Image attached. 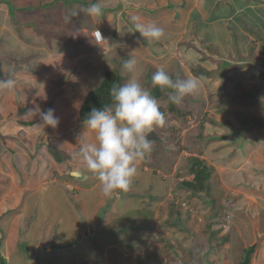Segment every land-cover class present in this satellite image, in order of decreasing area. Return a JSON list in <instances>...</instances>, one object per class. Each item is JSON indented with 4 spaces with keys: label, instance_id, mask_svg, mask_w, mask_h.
<instances>
[{
    "label": "crops",
    "instance_id": "obj_1",
    "mask_svg": "<svg viewBox=\"0 0 264 264\" xmlns=\"http://www.w3.org/2000/svg\"><path fill=\"white\" fill-rule=\"evenodd\" d=\"M3 1L0 79H12L14 87L0 89V257L8 261L19 255L23 233L32 227L34 207L40 213L38 222L56 210L64 216V212L77 207L85 210L91 221L97 216L100 220V210L110 209L111 214L120 211L123 215L122 207L128 204L123 192L105 197L100 182H94L96 178L73 154L79 150L77 138L85 131L80 112L86 98L100 88L107 70L116 71L118 65L123 66V58H134L149 91L155 88L151 77L160 68L173 79H199L200 94L184 98L191 107L187 110L184 104L174 106L188 112V123H181L182 132L188 133L187 124H203L204 136L220 142L221 157L232 161L228 167L236 168L239 179L235 182H241L243 188L227 190L222 206L224 214L232 215L234 263L240 264L244 249L254 247L251 264H264V216L260 217L264 214V126L257 122L264 120V76L260 67H255L256 63L264 66L259 56L264 51V0H136L124 6V0H100L103 15L98 17L88 16L85 11L97 0H8L9 6L19 4L14 8L16 12H10ZM72 10L80 14L66 21L65 16ZM133 16L140 22L155 23L164 30V36L148 43L135 32ZM96 29L104 36L102 45L92 37ZM171 49L178 51L175 58L169 56ZM228 60L234 61V67L225 66ZM124 75L128 79L127 71ZM157 98L159 102L168 95ZM190 98L202 100L192 102ZM169 102L160 105L166 116L174 111ZM37 107L42 111L54 109L60 120L56 129L65 128L70 133L48 140L50 131L56 130L42 126L39 117L31 113ZM205 116L210 120L198 121ZM173 122L179 125L177 119ZM214 122L218 128H214ZM88 137L93 139L91 134ZM209 140L205 149L212 148ZM152 141L155 149L156 142ZM150 157L146 158L150 162L160 158ZM144 161L139 162L138 170ZM78 169L82 182L79 179L77 186L72 180L71 186L63 187L67 192L63 193L59 180L70 179L66 175L73 176V170ZM224 180L220 178L228 187ZM254 184L257 189L250 193ZM215 188L212 181V190ZM214 199V205L210 199L205 202L210 215L218 203ZM27 219L30 222L25 223ZM68 234L65 231L64 236ZM28 238L25 241L36 248L44 244L37 235ZM260 239L263 245L257 249L255 243ZM38 258L39 264L65 262L49 247Z\"/></svg>",
    "mask_w": 264,
    "mask_h": 264
},
{
    "label": "rangeland",
    "instance_id": "obj_2",
    "mask_svg": "<svg viewBox=\"0 0 264 264\" xmlns=\"http://www.w3.org/2000/svg\"><path fill=\"white\" fill-rule=\"evenodd\" d=\"M129 1L134 2L136 0H124L123 6L127 5ZM3 2L6 7H10V12H16L14 8L19 5L18 3H11L9 6L10 2L6 3L8 0ZM19 8L25 9V7ZM36 17L41 18L37 14ZM78 18L76 19L77 21H79ZM86 20L84 18V21ZM261 43L263 42L261 41ZM174 50L171 49L169 52V56L172 58H175V54L178 52ZM260 55L264 59V51H261ZM126 60L123 58L122 65ZM260 60L262 59L260 58ZM228 61L230 62L229 64ZM228 61L225 62V66H228V68L234 67V61ZM255 67L262 69V66H258V63L255 64ZM121 68L122 66L118 65L116 68L118 71L110 69L107 72L118 73L121 79L120 84H123L127 78L124 75L126 70ZM129 75L128 73V79L130 78ZM59 85L61 86L62 84ZM198 93L200 94V91ZM189 100L192 102L196 100L195 102H197V100L201 101L202 98H190ZM159 102L162 106L170 103L165 98L160 99ZM183 104L187 106V110L191 107L190 102L188 105L185 104V100L180 106H184ZM174 106L175 104H172L173 108ZM214 113L215 111L212 114ZM170 115L166 116L168 119L166 118V124L163 127L155 129L154 133L158 140H155V149L152 148L150 154L147 155V157L151 155V159L153 157L155 159L156 155H158L160 160L157 159L155 162H150L146 157L129 190L122 193L124 194L123 198L127 197L129 204V206L127 204L122 207L123 215L120 211H114L112 215V211L107 209L103 213L105 215L103 221L98 220V216L96 219L92 216L94 220L91 221L89 214L84 209L82 211L77 207L76 210L64 212V216L62 214L59 215L56 210L53 215H49V217L44 215L43 217L45 218L42 217L38 222L37 216L40 213L34 207V211L31 212L33 218L32 227L29 230L30 233L27 228L23 233L24 238L22 243H20L19 255L13 260L6 261L4 259V262L6 264H39L40 260L38 257L49 247L58 255L60 260L63 258L65 261L63 264H233L236 259L232 256V219L223 217L225 215V207L223 208L222 202L227 190H233L234 192L237 188H243L241 182L240 184L235 182L239 179L237 170L236 168L230 169L228 167L232 161L228 162L227 158L221 157L222 151L218 149L220 142H212V138L210 140L209 138H202L203 145L200 146L198 143L200 141L195 142L194 137L189 136V133L199 127L187 124L188 133H183L182 120H179L177 118L178 115H175V113ZM174 117L177 118L178 126H181V128L178 126L174 127V122L171 123V119ZM182 119L184 125V120H187L188 123L186 116ZM203 120L205 123L210 119L205 116L198 121ZM213 125L214 128H218L216 122ZM55 130L50 131L48 140L58 137L59 134L68 135L70 133L65 128L59 131ZM201 133L205 132L202 131ZM187 134L188 138L186 137ZM207 140L211 141L210 143L208 141V144L209 146L212 145V148L207 147L205 149L204 145ZM197 154L200 160H203L213 171L210 180L211 189L212 181L218 188L217 190L215 188L216 191L212 190V195L218 199V203L212 209L213 215H210L205 208V202L210 199V195L204 193L194 194L189 188L182 185L183 181L192 182L194 180V175H192L189 168V161L191 156L196 157ZM66 176L70 179L62 178L59 180L57 178L61 184L59 188H62L65 194L67 192L63 187L68 188V185L71 186L72 180H74L73 183L75 185L79 186V179H81V182L83 179L81 176L79 178L70 175ZM220 178L225 179V183L228 181L229 188L224 186ZM94 182L97 183L99 181L96 179ZM246 186L250 187V185ZM256 189L257 185L254 184L248 191L255 192ZM106 207L109 208L110 205ZM101 211H98L99 215ZM95 212L97 213V211ZM263 216L264 214L260 217L263 218ZM27 222H30V219L25 221V223ZM227 227L229 231L225 229ZM57 230L60 235H56ZM65 231H69L70 234L64 236ZM31 234L33 237L37 235L39 240L42 238L44 244L48 243V245L45 247L42 242V246L36 248L29 241H25V239H29L28 235ZM80 238L81 241L76 243ZM51 243H56L55 245L60 247L54 248L56 249L54 251ZM73 243L76 244L74 245ZM261 243L262 239L255 243L257 249L263 245ZM69 245L70 247L62 251L63 247Z\"/></svg>",
    "mask_w": 264,
    "mask_h": 264
},
{
    "label": "clouds",
    "instance_id": "obj_3",
    "mask_svg": "<svg viewBox=\"0 0 264 264\" xmlns=\"http://www.w3.org/2000/svg\"><path fill=\"white\" fill-rule=\"evenodd\" d=\"M85 11L91 17L103 15L100 0ZM79 14L72 10L65 20L70 21ZM131 20L135 32L148 43L159 41L164 36V30L155 23L140 22L136 16L131 17ZM95 42L102 45L104 36L102 43ZM122 67L132 75L123 84L113 83L110 89L112 103L100 108L93 107L86 115L83 121L85 131L77 138L79 150L73 154V158L100 182L101 191L107 198L129 190L137 175L139 162L152 151L149 133L166 124L159 102L142 83L136 60L128 59ZM151 81L161 91L168 90V100L175 105H180L186 96L197 94L200 88L198 78L173 79L163 68L152 75ZM13 87L12 79H0V89L11 90ZM31 113L39 117L44 127L56 129L60 123L54 109L42 111L37 107ZM88 134L93 139L90 140ZM72 175L79 178L81 170L74 171ZM231 216L225 214L223 217L230 219Z\"/></svg>",
    "mask_w": 264,
    "mask_h": 264
},
{
    "label": "trees",
    "instance_id": "obj_4",
    "mask_svg": "<svg viewBox=\"0 0 264 264\" xmlns=\"http://www.w3.org/2000/svg\"><path fill=\"white\" fill-rule=\"evenodd\" d=\"M54 3L51 2L50 5L51 4L55 5ZM261 71H262L261 72L262 75L264 76V66H262ZM120 82H121V79H120L118 73H116V72H107L106 73L105 79L103 80L100 88L95 90L94 92L90 93L88 95V98H86V101H85V103L81 109V112H80V117H81L82 122L84 121V118L86 117V115L88 113H90V111L92 110L93 107L100 108L105 104L112 103V99L110 96V89H111L113 83L120 85ZM150 93L152 94V96L157 98L163 94L168 95V90L161 91L158 87H155V88H152ZM160 110L164 111V114H165L166 110L163 107H161ZM170 112L172 114L175 113V115H178L177 118L180 120H183L182 118H184L185 116L188 115V112H186L185 110L182 111L181 109H178V107L174 108V111L170 110ZM165 117H166V115H165ZM167 117H168V115H167ZM177 118L174 117L172 119H177ZM257 122L260 125L264 126V120L258 119ZM174 127H176V126H174ZM198 129H199V131H198ZM198 129H194L193 132L189 133V136L194 137L195 142H197V141L202 142V138L207 139V137H205L204 134L201 133L203 131V124L201 126H199ZM200 142H199V144H200ZM189 168L191 169L192 175H194V178H193L194 180L192 182H184L183 181L182 185H184L186 188H189L192 191V193H194V194L204 193V194L210 195L209 198H210L211 203H212L211 205H214L215 199L212 195V189L210 186V180H211L212 173H213L212 169L209 168L203 160H200V158L198 157V154L196 157H194V156L190 157ZM188 181H190V180H188ZM105 212H106L105 210L101 211L100 220L104 219L105 215L103 213H105ZM221 219L223 220V218H221ZM85 232H86V230H85ZM86 234H87V232H86ZM80 241H81V238L76 243H79ZM76 243H73V244L75 245ZM55 244L56 243L52 244L53 249L56 247H60V246L55 245ZM61 247H63V246H61ZM68 247H70V245L63 247L62 251H64L65 248H68ZM55 250L56 249H54V251ZM253 253H254V247L244 249L243 258H242V261L240 262V264H251V259H252ZM0 260L2 261L3 264H6V262H4L3 258L0 257Z\"/></svg>",
    "mask_w": 264,
    "mask_h": 264
},
{
    "label": "built area",
    "instance_id": "obj_5",
    "mask_svg": "<svg viewBox=\"0 0 264 264\" xmlns=\"http://www.w3.org/2000/svg\"><path fill=\"white\" fill-rule=\"evenodd\" d=\"M93 37L98 43L103 42V36L100 30H96L93 32Z\"/></svg>",
    "mask_w": 264,
    "mask_h": 264
},
{
    "label": "water",
    "instance_id": "obj_6",
    "mask_svg": "<svg viewBox=\"0 0 264 264\" xmlns=\"http://www.w3.org/2000/svg\"><path fill=\"white\" fill-rule=\"evenodd\" d=\"M149 138H150L151 140H158V138L156 137V135H155L154 132L149 133Z\"/></svg>",
    "mask_w": 264,
    "mask_h": 264
}]
</instances>
